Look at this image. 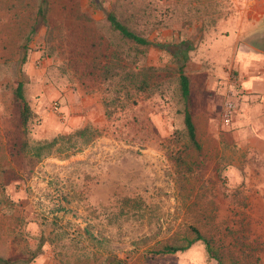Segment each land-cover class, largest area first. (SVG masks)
Listing matches in <instances>:
<instances>
[{"label":"rangeland","instance_id":"rangeland-1","mask_svg":"<svg viewBox=\"0 0 264 264\" xmlns=\"http://www.w3.org/2000/svg\"><path fill=\"white\" fill-rule=\"evenodd\" d=\"M39 1L0 0V256L13 258L11 264H107L113 257L121 264H215L199 242L171 254L151 251L173 231L180 237L195 217L225 264H264V156L242 144L244 137L226 141L223 133L235 130L218 116L226 90L234 110L242 103L240 76L233 75V83L227 77L238 60L227 46L245 34L241 27L236 35L232 22L245 14L253 17L255 7L248 10L246 0H45L42 19ZM107 11L147 38L150 45L140 62L157 68L149 88L129 86L123 109L111 119L104 112L115 102L117 85L109 82L126 85L127 80L102 78L100 54L118 43L124 52L132 50L108 28ZM263 22L264 16L252 27L262 24L264 30ZM215 32L223 39L221 53L216 38L204 49V37ZM97 36L104 49L92 59L96 47L90 44ZM181 53L204 166L203 173L194 168L186 179L174 174L161 149L163 138L181 127L175 71ZM259 54L258 61H264ZM257 67L250 65L245 85L264 76L253 74ZM18 80L32 113L29 142L66 134L86 121L108 132L66 156L32 157L30 148H20L23 134L13 94ZM207 100L208 122L213 127L218 120L222 137L204 135ZM133 111L154 127L156 136L148 142L139 143L135 133L125 134L129 124H120L119 116L127 122ZM250 119L249 132L264 137V126ZM123 198L134 204L121 206ZM39 237L44 238L40 252L26 261Z\"/></svg>","mask_w":264,"mask_h":264},{"label":"trees","instance_id":"trees-1","mask_svg":"<svg viewBox=\"0 0 264 264\" xmlns=\"http://www.w3.org/2000/svg\"><path fill=\"white\" fill-rule=\"evenodd\" d=\"M45 5V0L39 1L38 14H40V18L42 19H44L43 6ZM104 20L108 28L117 34L119 41L123 42V44L128 46L127 48L132 50L131 53L126 51L124 52L122 49H120V43H118L116 44V49H113V51L100 54L103 57V59L100 60L101 62L98 61L100 64L99 70L102 78L115 79L117 76H119L118 79L122 80L125 77L127 80L126 85H124L122 82H109V85H117V88L114 91L116 94L114 99L115 102L112 104L111 109L107 108L104 112L105 117L111 119V114H115V112H121L123 109L124 102H126L129 95L127 92L129 86L134 84L133 88H135L136 91L149 88L152 84L151 81L157 77V68L151 65L144 66L141 64V59L144 56L145 50L147 46L150 45V42L147 40V38L128 29V27L122 23L111 11L106 12ZM101 40L102 37L97 36V41H91L90 45L96 47V50L93 48L95 51L92 52L94 54L92 59L97 58V53H100L102 49H104V47L100 48ZM178 60L180 61V64L176 67L175 71L177 74L178 97L182 103L181 127L172 129L168 136L163 138L162 141L164 143H161V149L166 157L172 162L174 166V174L177 177H180V179H186L188 176L193 174L194 168H196V173H203L204 166L201 165V147L196 136L195 124L188 108L189 82L187 76L182 70L186 61L185 55L181 53L180 57L178 56ZM126 65L128 67H126ZM88 73H90L89 70ZM122 73H124L123 76L120 75ZM135 77H139V79L138 82L133 83L132 78ZM122 89L125 90L123 97L121 94L118 96ZM13 94L19 104L18 121L23 134L20 148L23 151L27 148H30L31 156L36 159L42 158L43 156L49 154L66 156L73 152L79 151L95 137L108 132L107 128H102L89 121H86L81 126L70 130L66 134H60L58 136L56 135L49 139H37L35 141L29 142L26 132V125L32 113L27 101L22 94V83L20 80L16 82ZM119 118L120 124H129L124 131L125 134L135 133L136 135L133 136V138L140 140L139 143L148 142L150 138L156 136V132L150 123V120L147 117H143L142 115H137L136 111H133V115H131V118L127 122H122L123 118H121V116H119ZM118 124V122H115L113 128L118 130ZM115 129L112 130L117 132ZM119 134L120 131L118 132L117 136H120ZM145 135H147V137ZM193 153L194 155H192ZM128 203H130V205L134 204V200L132 198H123V203L121 206ZM135 205L137 204L135 203ZM177 233L173 231L169 236L159 240L158 245L151 249L152 253L171 254L177 251L180 252L189 248L191 245H193V243L199 242L203 246V250L205 251L207 257L212 258L215 264H225L221 260L220 253L212 249L211 245L214 240L204 234V223L201 219L193 217L190 222L185 224L182 232L183 234L180 237L177 236ZM43 239V237H39L38 244L36 245L35 249L30 252V255L27 257L26 261L32 260L40 252L39 248ZM13 261L14 259L11 257L0 256V264H11ZM121 262L122 261L120 259L113 257L108 261L107 264H121ZM228 264L244 263H235L232 261Z\"/></svg>","mask_w":264,"mask_h":264},{"label":"crops","instance_id":"crops-1","mask_svg":"<svg viewBox=\"0 0 264 264\" xmlns=\"http://www.w3.org/2000/svg\"><path fill=\"white\" fill-rule=\"evenodd\" d=\"M261 3V4H259ZM246 4L248 5V10H252V7H255L253 10V17H248V15L244 16H238L236 17V22H232L234 27L236 28L235 34L238 35L240 33L241 27H244L245 34L241 35L242 37L240 39L235 38V41L237 44H228L227 49L230 51V54L232 55L234 52V57H237L238 60L232 61V63L229 66V69L234 72L231 75L238 74L240 76L239 83L240 86L243 88L239 92L238 96L239 99L242 100V103L240 106L234 110L232 120L230 122V132L232 130H235L233 133L222 132L219 127L218 120L216 119L215 125L209 124L208 118H210V108L211 104L207 100L204 102V135L212 138L216 137H227L228 139H225L226 141L229 140L230 142H239V137H244L242 140V144L248 145L252 150H254L257 154H261V156H264V137L253 134L249 132L248 124L252 120L250 119V116H254L257 119L258 123H260V126H264L262 123L264 122V119L262 116H264V76L254 80L253 82H250L253 86H247L248 82L247 75L251 73L250 65H257V69L254 70L253 74H263L264 75V61H258V55L259 53H264V30L260 29L259 26H262L260 24L257 27L254 26L253 23L258 22L261 20V17L264 16V0H246ZM259 5V6H258ZM246 10V9H245ZM233 21L230 20V22ZM264 23V22H263ZM248 24H252L251 26H248ZM220 26V24H219ZM217 31V29H216ZM220 34L218 32L214 33L213 35H206L204 37V49L210 48L209 42L213 41L215 39L216 42H218V45L215 46V48L221 53V47L220 44L223 43V39L219 37ZM240 36V35H239ZM238 37V36H237ZM259 42L261 47L255 45V43ZM206 44V45H205ZM207 51V50H206ZM260 55V54H259ZM204 57V62H205ZM205 65V63H204ZM220 68L224 69L226 67H222L220 64ZM244 68H247L245 70ZM228 71V70H227ZM230 71V72H231ZM250 72V73H246ZM228 73V72H226ZM230 73L227 74V77L229 78ZM238 88V82L236 85ZM246 89V90H245ZM245 102L243 103V101ZM206 109H209L206 111ZM220 112V110H219ZM250 115V116H249ZM219 116V114H218ZM260 116V117H259ZM213 117L215 118V114L213 113ZM251 120V121H250ZM264 130V128H263ZM237 135H236V134ZM236 135V138H233L232 136ZM230 136V137H229Z\"/></svg>","mask_w":264,"mask_h":264},{"label":"built area","instance_id":"built-area-1","mask_svg":"<svg viewBox=\"0 0 264 264\" xmlns=\"http://www.w3.org/2000/svg\"><path fill=\"white\" fill-rule=\"evenodd\" d=\"M228 79L230 83L234 82L233 75H230ZM233 110H234V103L233 100L231 99V91L226 90L219 112V120L221 124L228 125L231 122L233 116Z\"/></svg>","mask_w":264,"mask_h":264}]
</instances>
